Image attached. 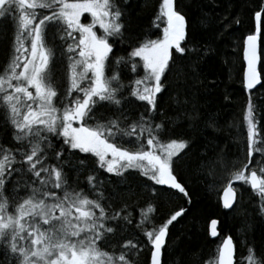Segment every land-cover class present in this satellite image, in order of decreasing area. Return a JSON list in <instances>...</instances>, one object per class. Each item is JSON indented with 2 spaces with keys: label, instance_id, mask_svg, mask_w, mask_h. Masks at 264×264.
Instances as JSON below:
<instances>
[{
  "label": "snow or ice",
  "instance_id": "snow-or-ice-1",
  "mask_svg": "<svg viewBox=\"0 0 264 264\" xmlns=\"http://www.w3.org/2000/svg\"><path fill=\"white\" fill-rule=\"evenodd\" d=\"M197 7L193 18L180 0H155L144 30L133 0H0V264H140L145 250L164 264L190 182L221 171L238 241L184 264H234L237 243L240 264H264V126L251 99L264 87V4L242 39L240 163L226 160L203 66L243 20L235 0Z\"/></svg>",
  "mask_w": 264,
  "mask_h": 264
},
{
  "label": "trees",
  "instance_id": "trees-1",
  "mask_svg": "<svg viewBox=\"0 0 264 264\" xmlns=\"http://www.w3.org/2000/svg\"><path fill=\"white\" fill-rule=\"evenodd\" d=\"M200 2H207V0H180L181 6L187 7L190 16L193 18L199 14L197 4ZM133 3L135 6V26L138 29L149 30L151 9L155 0H133ZM261 4H264V0H235V10L241 13L243 23L237 25L234 34L219 44V53L208 59L203 66L208 78L210 80L215 79L217 82V86L208 95V100L220 116L221 129L218 136L221 146L229 153L226 157L229 163H239L242 161L241 159L244 160V150L241 153V148L244 145L239 139L243 140V127L246 126L244 117L246 116L249 93L244 92L241 83L243 69L242 39L254 30L253 10H257ZM219 10L217 9V11ZM197 34L203 35L198 27ZM260 53L259 70L264 76V40L260 45ZM4 59L5 45L0 42V64L3 63ZM251 99L256 107L260 125L264 126V87H257L251 94ZM224 174L226 173L221 171L219 179H222ZM190 184L193 201L191 211L187 219L172 229L173 242L168 245L170 252L166 251L163 256L164 264L168 261L171 264H184L189 259L192 249H196L197 257L203 256L205 258L213 243L208 239L206 232L209 218L219 220L218 229L221 232L239 223L232 218L236 214L220 209L218 196L213 193L216 183L209 186H205L203 181L190 182ZM174 202L183 203L179 198H175ZM171 206V203L166 205V207ZM193 217L195 218L194 226ZM257 226H259V221H257ZM144 258L141 254L142 262Z\"/></svg>",
  "mask_w": 264,
  "mask_h": 264
},
{
  "label": "bare ground",
  "instance_id": "bare-ground-1",
  "mask_svg": "<svg viewBox=\"0 0 264 264\" xmlns=\"http://www.w3.org/2000/svg\"><path fill=\"white\" fill-rule=\"evenodd\" d=\"M253 26H254V21H253ZM259 53H260V51H259ZM260 54H261V53H260ZM242 64H243V67H244L245 64H244V61H243V57H242ZM259 66H260V64L258 65V70H259ZM241 83H242V79H241ZM242 88L244 89L243 84H242ZM245 91L247 92V90L244 89V92H245ZM254 91H255V90H252V93H253ZM252 93H251V94H252ZM246 102H247V101H246ZM244 135H245V137H246V129L244 130ZM245 142H246V139H245ZM219 193H220V194H219V197H218V203H219L220 209L223 210L224 212H232V211H230L229 209H225V208H223V206H222V204H221V194H222V191L219 192ZM232 218L238 221V219L236 218V215L233 216ZM213 219H216V218H209L208 221H207V227H206L207 237H208L209 240L213 241V243H212V247H211V249L208 251V253L206 254L205 258H208V257H210V256H212L213 254L216 253V251H217V249H218V247H219V245H220V241H221L223 238H225L227 235H229V234L233 235L234 240H237V241H238V237H237V229H238L239 223H236V225H235L234 227L229 228V229L225 230L224 232H221V231H219V229H218L219 235H218L217 237H211V235H210V230H209V226H210V223H211V221H212ZM230 219H231V218H230ZM216 220L218 221V226H219V220H218V219H216ZM238 222H239V221H238ZM218 226H217V228H219ZM169 248H170V247H169ZM169 248H168V250H167L168 253L170 252ZM171 249H172V248H171ZM245 255H246V252H244V250L240 247L239 243H237V249H236V253H235V255H234L235 260H236L235 264H240V261L242 260V258H243ZM143 256L145 257L144 260H143V262L141 261L142 258L140 259L141 256L139 257V259H140V264H146V261H147V259H148L147 250H145V252L143 253ZM168 262H169V261H168ZM168 262H167L166 264H171V263H168Z\"/></svg>",
  "mask_w": 264,
  "mask_h": 264
},
{
  "label": "rangeland",
  "instance_id": "rangeland-1",
  "mask_svg": "<svg viewBox=\"0 0 264 264\" xmlns=\"http://www.w3.org/2000/svg\"><path fill=\"white\" fill-rule=\"evenodd\" d=\"M245 124H246V122H245ZM246 128H247V125L243 127V130H245ZM245 139H246L245 135H243V140L239 139L240 141H242V144L244 145L241 148V153L243 152V150L245 152ZM244 156H245V153H244ZM241 160H242L241 162H243V159H241ZM226 174H224V175H226ZM226 185H227L226 181L223 178L222 179H218V181L216 182V185H215V189L213 190V193L216 194L219 197V194H220L219 192H221L225 188ZM247 200H248V191L245 190V192H244V201H245V203H247Z\"/></svg>",
  "mask_w": 264,
  "mask_h": 264
},
{
  "label": "water",
  "instance_id": "water-1",
  "mask_svg": "<svg viewBox=\"0 0 264 264\" xmlns=\"http://www.w3.org/2000/svg\"><path fill=\"white\" fill-rule=\"evenodd\" d=\"M242 57H243V53H242ZM245 64V62H244ZM259 87V85L257 86ZM255 90V89H254ZM224 191V190H223ZM223 191H222V194H221V204H222V198H223ZM218 226V225H217ZM209 230H211V223H210V226H209ZM234 263H235V257H234Z\"/></svg>",
  "mask_w": 264,
  "mask_h": 264
}]
</instances>
